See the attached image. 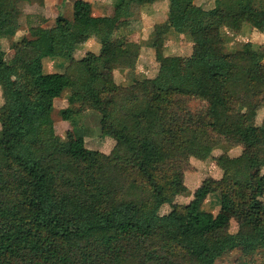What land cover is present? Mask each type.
I'll return each mask as SVG.
<instances>
[{
	"label": "trees",
	"instance_id": "16d2710c",
	"mask_svg": "<svg viewBox=\"0 0 264 264\" xmlns=\"http://www.w3.org/2000/svg\"><path fill=\"white\" fill-rule=\"evenodd\" d=\"M34 1L43 0H0V264H216L235 249L245 259L264 250V122L256 121L264 49L246 42L228 52L203 38L208 29L264 27V0H215L208 9L164 0L166 20L154 26L151 46H162L171 30L189 36V70L159 63L133 90L112 71H132L139 48L115 34L128 26L130 6L158 0H121L104 16L75 0L70 19L30 28L10 45L7 62L1 40L18 30L17 3ZM89 38L99 54L75 59ZM43 58L67 64L44 73ZM65 91L59 115L72 136L62 140L51 113ZM192 96L207 106L191 112L185 99ZM86 111L100 115V137L113 139L108 154L85 147L79 118ZM226 140L240 153L219 178L203 179L187 204L174 203L189 191L181 154L204 161ZM210 196L216 213L202 209Z\"/></svg>",
	"mask_w": 264,
	"mask_h": 264
},
{
	"label": "rangeland",
	"instance_id": "374dc122",
	"mask_svg": "<svg viewBox=\"0 0 264 264\" xmlns=\"http://www.w3.org/2000/svg\"><path fill=\"white\" fill-rule=\"evenodd\" d=\"M75 0H43L42 4L38 1L33 3L18 2L17 7L20 11L19 27L10 40H1L2 48L5 52V60L9 62L13 56L10 48L12 43L20 41L23 37H28L29 30L32 27H48L52 25L54 19L61 15L67 19L72 17V4ZM94 8V14L110 15V7L113 6L111 0L107 1V7L103 9L100 2L91 0ZM215 0H195V4L202 5L208 9L214 5ZM102 4V3H101ZM164 4L163 0H158L152 7L143 6L140 8L130 9L129 24L120 28L115 36H122L138 45L139 56L135 68L132 71L123 72L120 69L112 71L115 75V82L119 85L130 87L133 90L135 81L153 77L158 69L159 63L177 64L182 72L189 70L188 56L192 50V42L189 36L180 33L169 32L162 39V46L152 47L154 39V26L163 23ZM263 28V29H262ZM204 41L214 46L221 45L228 52L240 48L244 43L250 42L255 46H261L264 49V27L262 26H242L239 32H232L227 29L206 30L203 32ZM81 46L77 45L73 55L80 57ZM98 49L101 47L98 45ZM98 50V51H99ZM264 62V61H263ZM67 61L57 58H43L40 61L44 73L57 72L61 73ZM41 71V72H42ZM21 72V71H20ZM20 72L13 68L11 70L12 79H18ZM69 92L65 91L62 95L54 100L51 117L53 119L55 134L62 140L72 136L71 126L68 122L61 120L59 111L67 106V97ZM0 92V104H1ZM263 105L257 113V123L264 122V93L262 94ZM207 99L192 96L185 99V104L191 112H197L207 106ZM100 115L95 111H86L79 118V124L84 132V145L86 148L108 154L114 141L111 138H101L99 130ZM241 148L236 146L232 141L226 140L213 150L211 156L199 161L194 158L181 154L180 162L184 174V183L188 188V195L176 197L174 203L178 205L187 204L191 199L192 191L205 178L217 179L221 175L223 168L228 167L230 157L236 156ZM259 171H253L252 176L258 175ZM214 200H207L202 205V209L213 213L216 208ZM218 206V205H217ZM169 206H164L161 213L169 210ZM216 264H264V250L259 251L249 259L242 258L238 250L226 253L216 260Z\"/></svg>",
	"mask_w": 264,
	"mask_h": 264
},
{
	"label": "crops",
	"instance_id": "0c3cea01",
	"mask_svg": "<svg viewBox=\"0 0 264 264\" xmlns=\"http://www.w3.org/2000/svg\"><path fill=\"white\" fill-rule=\"evenodd\" d=\"M85 1H87V2H89V3H92V1L91 0H85ZM107 1H109V0H97V2H100V3H98V4H100V6L103 8V9H105L106 7H107V4H106V2ZM112 2H113V6H111L109 9H110V12H114L115 11V9H116V7L120 4V1L121 0H111ZM102 3V4H101ZM156 3V2H155ZM155 3H153V4H151V5H145L146 7H152ZM163 4H164V13H163V22L166 20V12H167V2L166 1H164L163 0ZM142 7L143 6H136V5H132V6H130V8L129 9H136V8H140L141 10H142ZM91 10H92V14L94 15V16H104V14H98V13H93L94 12V8H93V5H91ZM112 13H109L110 15L112 14ZM129 13H130V10L128 11V16H129ZM107 15V14H106ZM127 16V17H128ZM130 17V16H129ZM127 21H129V19H127ZM130 22V21H129ZM172 32H174V33H176L174 30H171ZM170 31V32H171ZM169 34V33H168ZM97 42L93 39V38H89V39H87L84 43H82V46H81V54H80V57H75L74 55H73V57L75 58V59H79V58H81L86 52H93V53H95V54H99V52H100V50L98 49V46H97ZM81 45V44H80ZM99 45V44H98ZM77 49V48H76ZM99 50V51H98ZM76 51V50H75ZM64 61H66V60H64ZM66 66V65H65ZM64 66V67H65ZM115 71H117V70H115ZM114 71V72H115ZM123 72H128V70H122ZM48 73H51V72H48ZM113 77H114V80H115V75L113 74ZM56 100V99H55ZM240 153V152H239ZM214 200V202H216V206H215V208H216V210L213 212V213H216L217 211H218V204H217V200H216V198L213 196V197H208L207 198V200ZM207 200L205 201V202H207ZM263 202H264V197H263ZM205 210V209H204ZM231 231H234L235 230V222L234 221H231Z\"/></svg>",
	"mask_w": 264,
	"mask_h": 264
}]
</instances>
